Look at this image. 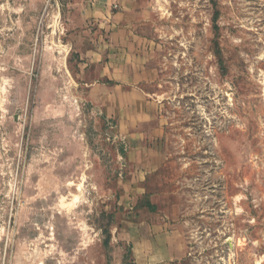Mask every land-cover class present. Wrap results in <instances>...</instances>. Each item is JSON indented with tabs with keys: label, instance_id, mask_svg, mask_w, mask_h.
Returning <instances> with one entry per match:
<instances>
[{
	"label": "rangeland",
	"instance_id": "rangeland-1",
	"mask_svg": "<svg viewBox=\"0 0 264 264\" xmlns=\"http://www.w3.org/2000/svg\"><path fill=\"white\" fill-rule=\"evenodd\" d=\"M68 2L0 0V264H134V209L182 215L183 264H264V0H139L127 129L87 99Z\"/></svg>",
	"mask_w": 264,
	"mask_h": 264
},
{
	"label": "crops",
	"instance_id": "crops-1",
	"mask_svg": "<svg viewBox=\"0 0 264 264\" xmlns=\"http://www.w3.org/2000/svg\"><path fill=\"white\" fill-rule=\"evenodd\" d=\"M138 2L69 0L66 6L70 46L88 79L85 82L87 99L100 106L106 118L122 119V129L136 128L137 118L148 116L141 108L150 104V95L138 88L139 81L135 78L134 34L128 19ZM133 213L125 221V227L131 234L128 240L134 264L185 262L186 222L182 215L172 221L167 209H159L157 214L148 209H134Z\"/></svg>",
	"mask_w": 264,
	"mask_h": 264
},
{
	"label": "trees",
	"instance_id": "trees-1",
	"mask_svg": "<svg viewBox=\"0 0 264 264\" xmlns=\"http://www.w3.org/2000/svg\"><path fill=\"white\" fill-rule=\"evenodd\" d=\"M148 207L151 208V210H152V206L151 205H148Z\"/></svg>",
	"mask_w": 264,
	"mask_h": 264
},
{
	"label": "bare ground",
	"instance_id": "bare-ground-1",
	"mask_svg": "<svg viewBox=\"0 0 264 264\" xmlns=\"http://www.w3.org/2000/svg\"><path fill=\"white\" fill-rule=\"evenodd\" d=\"M78 198H75V201L77 202Z\"/></svg>",
	"mask_w": 264,
	"mask_h": 264
}]
</instances>
